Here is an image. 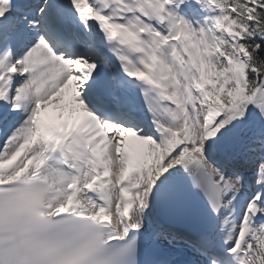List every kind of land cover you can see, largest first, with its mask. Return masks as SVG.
Returning <instances> with one entry per match:
<instances>
[{
	"label": "snow or ice",
	"instance_id": "1",
	"mask_svg": "<svg viewBox=\"0 0 264 264\" xmlns=\"http://www.w3.org/2000/svg\"><path fill=\"white\" fill-rule=\"evenodd\" d=\"M0 264H264V0H0Z\"/></svg>",
	"mask_w": 264,
	"mask_h": 264
},
{
	"label": "bare ground",
	"instance_id": "2",
	"mask_svg": "<svg viewBox=\"0 0 264 264\" xmlns=\"http://www.w3.org/2000/svg\"><path fill=\"white\" fill-rule=\"evenodd\" d=\"M55 114V113H54Z\"/></svg>",
	"mask_w": 264,
	"mask_h": 264
}]
</instances>
